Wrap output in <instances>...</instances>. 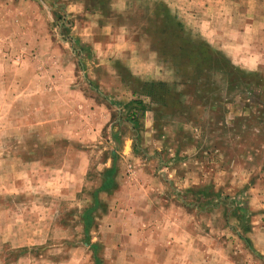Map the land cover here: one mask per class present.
Returning a JSON list of instances; mask_svg holds the SVG:
<instances>
[{
	"label": "rangeland",
	"instance_id": "obj_1",
	"mask_svg": "<svg viewBox=\"0 0 264 264\" xmlns=\"http://www.w3.org/2000/svg\"><path fill=\"white\" fill-rule=\"evenodd\" d=\"M0 264H264V0L1 2Z\"/></svg>",
	"mask_w": 264,
	"mask_h": 264
},
{
	"label": "trees",
	"instance_id": "obj_2",
	"mask_svg": "<svg viewBox=\"0 0 264 264\" xmlns=\"http://www.w3.org/2000/svg\"><path fill=\"white\" fill-rule=\"evenodd\" d=\"M129 104L134 107L133 111L131 112L132 113L131 114L132 120L138 121V119L136 117L138 114V111L143 112V110H144V106H143L142 102L140 100H134V101H131Z\"/></svg>",
	"mask_w": 264,
	"mask_h": 264
},
{
	"label": "crops",
	"instance_id": "obj_3",
	"mask_svg": "<svg viewBox=\"0 0 264 264\" xmlns=\"http://www.w3.org/2000/svg\"><path fill=\"white\" fill-rule=\"evenodd\" d=\"M4 0H0V3L3 2Z\"/></svg>",
	"mask_w": 264,
	"mask_h": 264
}]
</instances>
